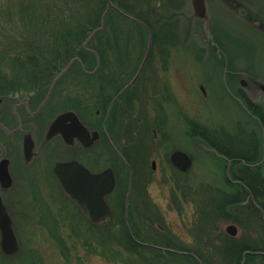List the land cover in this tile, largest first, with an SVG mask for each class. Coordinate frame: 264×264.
<instances>
[{"label": "rangeland", "instance_id": "obj_1", "mask_svg": "<svg viewBox=\"0 0 264 264\" xmlns=\"http://www.w3.org/2000/svg\"><path fill=\"white\" fill-rule=\"evenodd\" d=\"M139 1L141 7L146 6V0ZM149 3L152 13L146 18L155 21L153 26L158 31L157 40L151 41L148 51V34L141 44L134 39L136 34L131 35L130 41L125 39L126 33L120 36L119 43L111 40L106 57L96 53L103 60L101 68L104 70L97 73L105 76L111 72L133 74L146 52L152 59L156 58L146 63L141 71L143 76L134 88L141 102L135 101L130 108H126V113H119V120H114L111 130L117 147L124 152L126 161L133 168L129 198L131 209L160 203L165 220H155L152 213L145 215L141 222L157 229L158 224L165 221L172 230L165 239L159 233L151 230L152 234L148 230L144 241L167 246L170 251L161 250L165 257L159 258L156 253L147 249L137 250L129 244L122 224L130 170L114 155L113 159L110 158L117 175L111 197L113 211L108 224L102 228L90 224L79 214L73 204L64 198L57 184L47 187L50 178L46 179V183H40L39 173H33L28 182L26 179L30 173L16 163L14 169L18 185L4 192L3 197L13 216L19 247L12 254H4L0 249V264H175L172 255L167 253L180 254L176 251L185 252L196 242L194 223L198 219L203 221L199 214L201 194L210 201L217 198L220 192L221 195H233L237 188L228 180L226 161L213 153L208 141L214 140L231 154L253 155L256 158L253 165L261 164L260 172L264 178V128L259 124L257 115L261 110L264 112V93L258 87L259 83H264V0H206L208 30L202 20L193 15L190 0H149ZM123 29L137 30L132 25H125ZM89 58L92 59H86ZM107 58L108 61L105 60ZM136 58L139 60L134 62ZM117 59L119 62L132 59L133 62L125 61L120 65ZM86 65L91 66L92 62L86 61ZM73 66L71 74L80 71L78 63ZM122 66L126 70H122ZM149 74L169 75L168 79L159 76L154 80ZM240 78L247 85L239 83ZM65 81L71 83L65 95L74 93V77L70 80L65 78ZM125 82L113 81L111 88L116 90ZM251 84L253 91L248 89ZM59 88L58 85L53 97L57 104L59 97L55 95ZM236 94L241 104L235 100ZM81 96L84 98L83 91ZM247 102L258 107L251 112ZM91 107L94 113V104ZM165 117L167 121H164ZM130 123L137 125L127 130ZM154 130L159 136L156 140ZM151 146L152 150L147 153ZM174 150H182L191 156L189 168L184 171L170 166L163 169L166 164L164 155ZM153 158L159 169L155 173L150 167ZM107 164L103 162L101 166ZM238 167L239 164H236L234 169ZM229 174L234 180L231 172ZM239 197L241 195L237 192L229 200ZM241 200L244 202L242 205L250 202L248 192ZM174 201L179 202L178 206L181 205L184 213L192 219L187 229L182 228L176 210L170 209L169 203ZM232 203L227 209L228 218L223 215L215 219L217 230L212 234L214 239L219 233L237 238L242 236L243 229L236 220V206L241 204ZM242 222L259 229H251V234L254 237L259 232V238L264 240V231L258 227L253 214H244ZM230 224L237 229L234 235L226 230ZM176 264L189 263L183 260Z\"/></svg>", "mask_w": 264, "mask_h": 264}, {"label": "trees", "instance_id": "obj_2", "mask_svg": "<svg viewBox=\"0 0 264 264\" xmlns=\"http://www.w3.org/2000/svg\"><path fill=\"white\" fill-rule=\"evenodd\" d=\"M0 1H2L0 3V97L41 92L47 89L71 60L74 61L66 74L73 71L77 58L94 57V52L100 57H106L108 43L111 40L116 43L121 42L120 36L124 33H126V40L130 41L131 35L136 34L137 38L134 39L140 44L143 43L147 30L125 14L146 23L151 29L152 41L157 40L158 31L153 26L155 21L146 18L147 14L152 13L149 0H146L145 7H141L139 0H111L113 6L109 7L108 0ZM101 25L102 27L87 40L90 34ZM125 25L135 26L137 30L124 31L123 26ZM102 71H104L102 68L98 70V72ZM97 89L100 91L101 87ZM247 105L251 112L258 107V105L253 107V103L248 102ZM257 115L259 124L261 123L264 128L263 110ZM210 135L213 138V134ZM208 143L210 147L225 157L236 158L231 166L232 176L251 190L255 201L264 212V178L260 172L261 164L247 166L240 160L253 164L256 162L253 155L231 154L214 140ZM236 164H239V167L234 169ZM233 185L237 187L233 195H229L230 193L221 195L220 192L217 198L209 201L201 194L203 198L200 202L199 214L203 221L199 219L197 223L195 221L194 240L196 242L192 248L187 250L195 256L167 253L172 255L175 264L183 260L189 264H241L245 251L261 253L246 254L243 264H264V240L259 238V232L254 237L251 234V229L254 228L257 231L259 229L244 225L242 217L246 213L253 214L258 227L263 231L264 222L250 202L242 205L244 202L241 199L247 196L246 190L239 184ZM237 192L241 197L232 201L241 204V206H236L238 208L236 209V220L243 229L242 236L237 238L226 233H219V236L214 239L212 234L217 230L215 219L223 215L229 216L227 209L233 204L229 199ZM123 229L130 241L129 244L135 246L137 250L147 249L153 254L156 253L159 258L165 257V253L160 252L161 250L134 242L128 236L124 225Z\"/></svg>", "mask_w": 264, "mask_h": 264}, {"label": "flooded vegetation", "instance_id": "obj_3", "mask_svg": "<svg viewBox=\"0 0 264 264\" xmlns=\"http://www.w3.org/2000/svg\"><path fill=\"white\" fill-rule=\"evenodd\" d=\"M109 59L113 60L112 58ZM154 59L156 60V58ZM154 59H152L149 55L140 60L138 58H136V60L133 59L134 62H137V60L140 61L139 67L133 74H128L127 72H111L110 74L107 73L106 76L101 73H97L103 63L102 58L99 56H94L92 59L89 58V60L79 59L77 63L80 71L74 74L62 73L52 87L51 84H49L47 89L41 92H30L26 95H8L0 97V195L6 209L7 201L3 197V193L7 190L15 188L16 185H18V177L14 169L17 163L20 168H24L30 173V177L26 179L28 182L30 181L33 173H39L40 183L43 181L46 183L50 178L51 182H47L46 186L50 187V184H57V187L63 193L64 198L72 203L76 210L79 211V214L89 221L90 224L101 227L106 226L113 211L111 197L117 184V175L111 165L110 158L113 159L114 155H116L130 170L128 191L123 207V225L128 232V236L138 244L159 248V250L163 251H170L171 248H168L167 246L146 243L144 241L146 235L148 234V230L149 232L153 230L155 234L159 233L160 237L163 236L162 239H165L166 235L169 234V232H172V230L165 221L163 224L160 222L157 229L152 227L150 224L149 226L147 221V225H143L141 222L143 218H146V216H149L152 213H154L155 217L153 218L155 220H165V213L162 212V206L160 203L155 202L152 205H148L147 208L145 206H133L134 208L131 209L129 198L131 197L130 194L133 183V168L126 161L124 152L117 147L111 130L114 120L116 119V122L119 120V113L120 115L123 114V112L126 113V108H130L135 101H137V103L141 102L139 94L136 93L134 88L139 78L143 76L141 71L144 69L146 63L148 61H154ZM105 60L108 61V58ZM118 60L119 59H117V61ZM86 61L92 62V65L87 66ZM125 61L133 62L132 59ZM124 62L118 61L120 65ZM139 69L140 72L137 73ZM122 70H126V68L122 66ZM149 75L150 77L152 76V79L156 80L159 76H163L168 79L169 74H158V76L156 74ZM73 77L74 83H72V86L74 87V93H68L65 95L68 91V86H70L71 83H69V81L64 82V79L68 78L70 80ZM116 80H125L126 82L115 90L111 88V86L112 82ZM239 83L247 85V82H245L242 78L239 79ZM58 85L60 88L55 97H59V104L53 101L54 93L56 92ZM98 87H101L100 91H98ZM123 88L125 89L121 91ZM248 89L253 91V85L251 84ZM82 91L84 98L81 96ZM234 98L236 101L239 100L237 94ZM161 101L162 100H160V102ZM167 102H169V100ZM92 104L95 106L94 113L90 110L92 108ZM88 106H90V111L87 110ZM57 107L59 108L58 112ZM66 113H68V115L64 116L59 122L58 131L48 135L55 118L58 115ZM166 117L164 121H167ZM135 125L137 124L130 123L127 130L132 129ZM153 132L154 139H158L159 136L157 135V130H154ZM160 143L161 144L159 145L161 146L162 141H160ZM152 148L153 147L151 146L149 150H147V153H149ZM175 151L176 150L172 151L168 155L167 153L164 155L166 163L163 168L164 170L168 169L169 166L174 170H181V168L174 164L171 160L172 153ZM54 157H57L58 159L55 160ZM189 157L191 158L190 155ZM220 158L225 161L227 159L236 160V158H227L223 154H220ZM53 159L55 161L52 165ZM70 161H76L83 164L93 174L103 172L107 169H111L113 171L115 176V185L111 191L106 192L103 195V200L109 209V215L105 220L100 222L89 220L80 207L65 193L64 188L55 172V166L58 162ZM103 162H107L109 165L107 164L101 166ZM156 163V159L153 158L150 165L152 173L159 170ZM232 163L230 164V172ZM4 168L7 169V177L2 174ZM76 180V184H78L79 180ZM144 194L145 193L143 192V196L145 197ZM83 196L88 199V192L83 194ZM184 199H186V197H184ZM178 203L179 202L177 201L169 203L170 209L176 210V213L179 215L180 221L183 224L182 228L185 227V229H187V224L192 219L187 213H184L182 206H178ZM140 208H142V210ZM8 213L13 221V216L9 211ZM153 218L152 220L155 221ZM149 219L150 218L147 220ZM154 232L151 231L152 234ZM185 252L188 251L186 250Z\"/></svg>", "mask_w": 264, "mask_h": 264}, {"label": "water", "instance_id": "obj_4", "mask_svg": "<svg viewBox=\"0 0 264 264\" xmlns=\"http://www.w3.org/2000/svg\"><path fill=\"white\" fill-rule=\"evenodd\" d=\"M190 4L193 15L199 17L202 20L205 29L208 30L209 17L206 7V0H190ZM109 6H113L111 0H108V7ZM129 18L131 20L143 24L144 26H147L145 23L141 22L137 18H134L132 16H129ZM101 27L102 25L96 28L90 34L87 40H89L90 37H92V35L94 34V32L100 29ZM150 43H151V35L149 34L147 51L150 47ZM146 56H147V52L145 54V57ZM72 61L73 60H71V62ZM71 62L68 64V66L71 64ZM68 66H66L60 72V74L64 72ZM58 76L54 79L52 84H54ZM258 87L264 93V83H259ZM124 89L125 88H123L121 91H123ZM67 115L68 113L61 114L55 118L54 122L50 127L48 135H51L52 133L58 131L59 122L64 116ZM171 160L182 170L186 169L191 164V159L189 158V156L182 151H175L171 156ZM230 163L231 160H228V167L226 170L228 179L232 183H238L244 187V189L248 192V198L250 199L252 205L259 212L260 218L264 221V212L262 208L254 201L252 193L250 192L249 188H247L242 182L238 180H232L230 178L229 175ZM247 165L255 166L256 164L254 165L247 164ZM55 172L64 188L65 193L72 199L73 202H75V204H77L80 207L82 212L89 220L94 222H100L106 219V217L109 215V209L107 208L103 200V195L106 192L111 191L115 184L114 174L111 169H107L103 172L93 174L82 164L76 161H70V162H58L55 166ZM2 174L7 177L8 172L6 168L3 169ZM76 179L79 180L78 184H76L77 183ZM85 191L88 192L89 194L88 199H86L85 196H83V194L86 193ZM226 230L228 231L229 234L234 235L237 229L235 225L231 224L227 226ZM18 247H19L18 241L14 233L12 220L8 214V211L0 195V249L5 254H12L17 251ZM247 253L257 254L261 252L247 251L243 253V257ZM243 262L244 259L242 260L241 264H243Z\"/></svg>", "mask_w": 264, "mask_h": 264}]
</instances>
